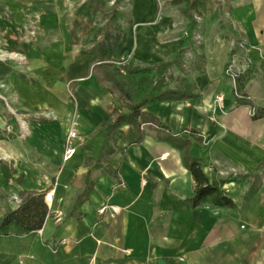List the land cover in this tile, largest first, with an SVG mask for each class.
Wrapping results in <instances>:
<instances>
[{
  "label": "crops",
  "instance_id": "crops-1",
  "mask_svg": "<svg viewBox=\"0 0 264 264\" xmlns=\"http://www.w3.org/2000/svg\"><path fill=\"white\" fill-rule=\"evenodd\" d=\"M158 2L129 0L126 21L96 33L100 22L81 0H0V50L18 56L0 77L9 111L2 100L0 110L12 117L0 119V264H264V116L248 115L224 73L235 55L242 90L264 111V0H190L189 16H201L185 24L192 41L176 6ZM116 28L112 63H171L157 85L184 94L142 108L162 126L143 122L138 143L129 124L107 131L130 107L95 74L104 32ZM166 135L188 141L186 156L209 181L236 174L222 186L234 207L191 206L195 182ZM21 190L50 192L63 221L45 219L35 231L2 226Z\"/></svg>",
  "mask_w": 264,
  "mask_h": 264
},
{
  "label": "trees",
  "instance_id": "trees-1",
  "mask_svg": "<svg viewBox=\"0 0 264 264\" xmlns=\"http://www.w3.org/2000/svg\"><path fill=\"white\" fill-rule=\"evenodd\" d=\"M104 33L107 47L103 52L102 47H104V41L99 44V49L101 50L99 54L100 59L99 62L94 65L95 74L100 80L109 82L112 88L119 93L120 98L125 99L130 107V112L127 114L116 113L113 121L109 123V125L106 124L108 125L107 131H115V128L123 123L129 124L131 142L138 143L143 136L140 129L143 122H152L162 126V123L159 122L156 117L143 112L142 108L156 101L181 99L184 97V94L170 89L165 83L157 85L159 84V80L160 82L163 80V75L167 73L171 63H163L149 67L128 66L125 68L124 72H121L122 68L117 66L116 63H112L110 59V54L120 39L121 31L116 28ZM260 65L263 69L264 79V58L260 60ZM9 71L10 68L6 63L0 62V77ZM156 74L162 77V79L156 80ZM244 77L245 75L243 73L239 78L238 84L240 90H242L244 86ZM262 116H264V111L257 109L254 118ZM163 140L181 152L185 161V166L195 182V193L189 200L192 207L200 204H210L215 207H234V203L226 196L222 186L225 182L235 179L237 177L236 175L218 181H209L203 173L200 164L194 159H188L186 156L189 144L187 140H181L173 135H166ZM105 152H109L108 148L105 149ZM248 177L250 176H245V178ZM45 194V192L21 190L17 207L5 211L1 225L4 226L10 222H16L26 231H35L39 229L48 214V206L44 200Z\"/></svg>",
  "mask_w": 264,
  "mask_h": 264
},
{
  "label": "rangeland",
  "instance_id": "rangeland-1",
  "mask_svg": "<svg viewBox=\"0 0 264 264\" xmlns=\"http://www.w3.org/2000/svg\"><path fill=\"white\" fill-rule=\"evenodd\" d=\"M158 0H156L157 2ZM164 2L166 4H171V6L175 5L177 9H175V13H179L183 16L182 18V22L180 24H195L198 23L200 20L199 16L197 13H195L196 15H193L194 13H192L193 16H189V14H191L190 11H192V6H190V0H164ZM81 8L82 10H84L85 12L89 13V14H93L96 15L97 19L99 20V26L97 28V32H100V29H104V25L105 23H109L110 25L113 23V21L115 22H119V23H123L124 20L126 21L127 19V13L129 10V0H81ZM159 5V9H162L163 7V3L162 0H159L158 2ZM170 6V7H171ZM181 16V17H182ZM183 25V26H184ZM186 25L184 26L185 28L182 30V36L183 37H187L188 39H191V41L193 40V37L190 36V32L188 31V28L186 29ZM95 35V34H94ZM96 37V35H95ZM189 51L186 50L185 48L181 51V56H185L188 57ZM18 56L15 53L12 52H6L4 50H0V62L3 63H7L9 64L11 61H13L14 59H17ZM120 61V63H119ZM117 61L116 65L119 66L120 68H122L121 71H125V68L128 67V65L126 63L123 64V60H119ZM127 65V66H126ZM183 69H185V66H182ZM169 77V74H164L163 75V80L167 79ZM0 96L1 92H0ZM1 104L3 105V109H6L7 111H9L5 100L1 99ZM4 103V104H3ZM7 113L6 112H1L0 110V119L3 120L4 123H7L8 119H12L11 116H8L7 118ZM10 115V114H9ZM249 115V114H248ZM250 116V115H249ZM10 117V118H9ZM251 117V116H250ZM254 118V117H251ZM6 129V128H5ZM6 131V130H5ZM262 169H264V164L262 166ZM230 171L229 168L226 167V169H223L224 171ZM222 172V174H223ZM225 173V172H224ZM264 174V172H263ZM232 175H236V174H229L226 178L231 177Z\"/></svg>",
  "mask_w": 264,
  "mask_h": 264
},
{
  "label": "built area",
  "instance_id": "built-area-1",
  "mask_svg": "<svg viewBox=\"0 0 264 264\" xmlns=\"http://www.w3.org/2000/svg\"><path fill=\"white\" fill-rule=\"evenodd\" d=\"M127 60L123 59V64L126 63ZM120 63V61H119ZM118 64V63H117ZM244 68L241 66H238L235 62V55H232L229 58V61L226 63L225 68H224V73L225 75L230 79L232 83V91L235 99L238 101V103L244 107L247 108L248 114L251 117H255L256 115V106L254 104L253 98L245 93L243 90H240L239 88V78L242 76L244 73ZM223 98L220 95H217L214 100H213V105L222 109L223 108ZM76 137L75 131H71L68 136L65 138L64 141V153H63V158L67 160L70 158L74 151H75V145H74V139ZM44 200L48 206V214L46 215L45 219L51 218L55 223L59 224L63 221L64 218V213L61 209H56L53 210L51 207L52 203V194L50 192L46 193L44 196ZM107 206H102L98 209L99 214H104ZM114 212L115 209L111 207Z\"/></svg>",
  "mask_w": 264,
  "mask_h": 264
},
{
  "label": "water",
  "instance_id": "water-1",
  "mask_svg": "<svg viewBox=\"0 0 264 264\" xmlns=\"http://www.w3.org/2000/svg\"><path fill=\"white\" fill-rule=\"evenodd\" d=\"M158 264H163L162 260L157 261Z\"/></svg>",
  "mask_w": 264,
  "mask_h": 264
}]
</instances>
